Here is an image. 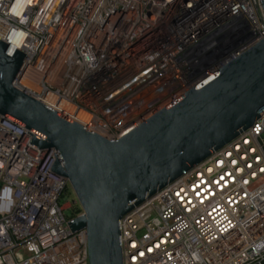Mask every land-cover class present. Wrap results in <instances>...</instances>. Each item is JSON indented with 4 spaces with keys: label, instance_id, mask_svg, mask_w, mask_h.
<instances>
[{
    "label": "built area",
    "instance_id": "built-area-1",
    "mask_svg": "<svg viewBox=\"0 0 264 264\" xmlns=\"http://www.w3.org/2000/svg\"><path fill=\"white\" fill-rule=\"evenodd\" d=\"M262 39V0H0V40L27 54L14 86L112 140ZM32 134L0 115V264H90ZM120 225L124 264H264V115Z\"/></svg>",
    "mask_w": 264,
    "mask_h": 264
},
{
    "label": "water",
    "instance_id": "water-1",
    "mask_svg": "<svg viewBox=\"0 0 264 264\" xmlns=\"http://www.w3.org/2000/svg\"><path fill=\"white\" fill-rule=\"evenodd\" d=\"M264 7V0H262ZM0 40V115L33 133L36 149L57 150L83 214L90 264H124L121 220L209 158L264 111V39L119 139H108L14 86L27 54Z\"/></svg>",
    "mask_w": 264,
    "mask_h": 264
},
{
    "label": "bare ground",
    "instance_id": "bare-ground-1",
    "mask_svg": "<svg viewBox=\"0 0 264 264\" xmlns=\"http://www.w3.org/2000/svg\"><path fill=\"white\" fill-rule=\"evenodd\" d=\"M47 99L57 108L64 110L65 112L69 113V115H72V117H74L75 119L86 121L90 118L88 114L83 111L76 110L75 107H73L66 101L58 100L56 97L51 95H49Z\"/></svg>",
    "mask_w": 264,
    "mask_h": 264
},
{
    "label": "rangeland",
    "instance_id": "rangeland-1",
    "mask_svg": "<svg viewBox=\"0 0 264 264\" xmlns=\"http://www.w3.org/2000/svg\"><path fill=\"white\" fill-rule=\"evenodd\" d=\"M75 197L76 196H75L73 190L70 188V192L68 191V193L66 195H64L62 200H61L62 205L66 204L68 202H73L76 199ZM78 207H79L78 204L76 206H74V208H78ZM73 210L74 209H72V208L66 209V211H65L66 215H71L73 213Z\"/></svg>",
    "mask_w": 264,
    "mask_h": 264
}]
</instances>
